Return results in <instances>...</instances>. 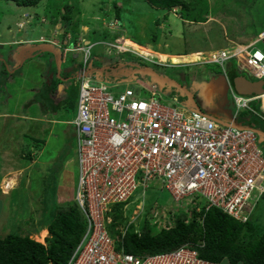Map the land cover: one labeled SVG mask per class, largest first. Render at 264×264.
Here are the masks:
<instances>
[{"label":"built area","instance_id":"obj_1","mask_svg":"<svg viewBox=\"0 0 264 264\" xmlns=\"http://www.w3.org/2000/svg\"><path fill=\"white\" fill-rule=\"evenodd\" d=\"M263 37L264 33L257 39ZM258 40L211 52L201 60L224 69L232 61L237 72L264 80V52L255 47ZM90 48L79 44L73 50L81 52L85 62ZM82 77L70 124L79 168L74 200L87 224L66 264H215L201 259L188 243L169 252L134 255L124 251L123 239L130 230L139 234L144 219L159 231L174 228L179 208L187 222L198 198L205 201V210L214 206L246 221L264 198V153L257 134L218 124L184 105L164 104L155 86L144 82L114 93L107 85ZM143 89L147 97L141 96ZM227 91L235 108L232 121L242 112L264 122V91L243 95L230 83ZM152 181L170 193L172 205L145 212L144 191ZM138 189L142 201L127 214ZM117 204L124 210L122 222L113 216ZM111 224L114 235L109 233Z\"/></svg>","mask_w":264,"mask_h":264},{"label":"rangeland","instance_id":"obj_2","mask_svg":"<svg viewBox=\"0 0 264 264\" xmlns=\"http://www.w3.org/2000/svg\"><path fill=\"white\" fill-rule=\"evenodd\" d=\"M71 1L42 0L35 9V18L32 14L29 17L20 14L18 18L16 5L12 2L0 0V41L2 42L0 43V55L7 56L6 65L0 62V178L5 176L6 172H10L9 174L11 175L7 176V178H13L16 184L18 182L14 187L12 180L8 181L9 185H5L6 187H3L2 184L5 179L0 182L2 192H7L8 196H11V199L7 197L2 203L0 202V206L3 204L6 208L2 212L6 216L0 220V231L6 228L7 231L9 230L13 234L29 233L33 240L41 243H45V236L48 234L46 223L54 213L56 206L76 205L74 193L78 182L79 168L74 128L70 122L76 114L80 82L78 78L73 76L74 71L72 68L83 64L84 56L82 53L71 51L67 53V60L64 61L65 64L61 68L62 70L56 75V78L59 77L61 84L51 90L53 92L50 96L51 98L45 102L48 108L53 106L51 104L60 103L57 107V112L62 115L60 118L62 119L61 123H45L42 121L37 128L35 126L36 122L29 119L37 115L34 103L29 104L25 112L22 113L23 103L25 102H17V100H19L18 98L26 100L31 98L33 93L40 94L43 92V80L41 77L45 68H42V65H45L44 63H46V58L49 55L42 51L40 54L31 57L20 66L21 70L18 76L11 78L10 74H6V71H13L19 67V65L16 66V63L20 62L22 56L20 55V58L17 59L14 54L9 55V52L14 50V46L11 47L8 43L16 38L14 32L17 29L16 22L18 19L23 20L24 24H29L28 22L33 19L32 25L29 26L37 32L42 26L48 25V23H42L41 21L44 15V6L56 3L53 14L57 18L58 13L62 12L60 11V9H63L62 6L66 3H71ZM74 1L73 5L76 6L77 0ZM132 2L133 0H126L123 4L131 6ZM184 2L186 7L184 9L178 7L176 13L165 11L171 24L169 30H167V25H165L166 28L163 27L166 29L165 32L161 33L163 35L158 32L161 30L159 28L160 23L159 25L151 24L150 30H154L151 36L154 35L153 38H159L164 44L166 41L168 47L166 48V46L159 44L154 51L146 48L144 50H148L147 52L140 50V52L147 53V56H143L145 58L148 57L150 62L139 57L137 53L139 49L129 45L126 46L133 49H128V52L120 54L121 50L125 48V42L120 43L125 33L118 31L119 35L117 36L108 29L112 23L109 19L112 18L108 16L106 8H100L101 5L96 0L83 2L84 5L80 10V16L74 13L75 21L72 25L76 28L77 24L86 23L91 24L95 29L94 33L89 32L87 35L90 39V44L93 45L87 56V67L101 66L104 61H111L113 64L120 63L121 65L138 62L160 70L163 69L162 65H164L166 71L171 73H186L189 76V89L193 93L194 101L202 113L219 122L229 123L235 110L231 96L227 94L216 97L215 93H212L210 95L211 98L209 97L211 100L209 99L208 103H206L202 95L206 91L204 86L192 85V83L197 80L195 74L201 70H206V73L210 76L216 71L219 76H224L226 73V68L224 69L218 63L202 62L201 59L207 58V54L210 51L229 49L237 44H248L258 40L256 37L264 27V0H184ZM115 4L119 5V2L116 1ZM103 5L111 6L110 3ZM135 5L136 3L133 4L129 12H132L131 17L121 18L119 14L118 22L122 19L123 23V26L117 25L119 29H123L126 26L133 31L132 25H134L138 33L142 28L145 31L144 25L149 27L150 22L144 24L137 12H133ZM98 6L99 8H97ZM145 8V6H141L138 12H141V15H145ZM123 9L127 11V8ZM177 14H184L185 20L180 19ZM192 18L195 21L188 20ZM128 20L130 22L133 21L132 24L124 25ZM204 20L206 23H203ZM62 24V22L61 24L59 23L60 26ZM74 26L71 27L74 28ZM19 38L24 39L25 35H20ZM158 40L153 42L156 43ZM20 42H22V45L26 44L25 41ZM110 42H112V45H107ZM138 42L142 43L141 40ZM74 44L72 42L70 47L67 46V49L74 48ZM106 45L110 54L105 49ZM255 47L264 51V41L258 40L255 43ZM162 51L176 53V56L165 57L161 54ZM194 51L200 52V55ZM152 54L153 56L149 57ZM65 59L63 57V60ZM183 62H187L184 64L185 66L182 65ZM191 62H194V64ZM228 63H232V61ZM54 66L56 67V65ZM230 66L232 67L233 65L230 64ZM68 67L72 71L66 73L65 70ZM124 68L126 69V67ZM242 73L238 71L235 72V75ZM65 74L67 75L66 77H64ZM141 77L151 82V77L145 75H141ZM64 78L67 79L61 82ZM117 79V77L109 73L104 80L98 81L101 84L111 85L116 83ZM4 82L5 86H3ZM17 86H21V88L26 86V90H19L16 93ZM123 87L124 84H121L109 88V90L117 91ZM172 88L175 90V87L172 86ZM157 92L161 94V102L164 104L183 105L186 101L182 94L174 93L172 96L166 94L162 91L160 85ZM20 94L21 97H18ZM141 96L147 97L148 92L143 89ZM37 97L39 100H43L40 96ZM203 102L206 105L203 106ZM256 104H259V102L257 101ZM241 115H246V118L249 119L247 123L264 132V123H260L261 121L258 118L256 119L247 113L242 114V112L239 117ZM22 116L25 118L22 119ZM17 117H20L21 122H16ZM24 133L27 135H22ZM33 134L37 136L38 144L31 137ZM259 146L264 153V140L259 143ZM18 177L19 181L17 180ZM11 187H13V190ZM161 188L158 181H152L148 184L143 198L145 212H148V209L153 206L158 207L157 210H159L161 207L168 208L172 205L170 193ZM16 189L18 190L16 191ZM12 191H15L14 194H12ZM139 201H142L141 189H138L133 196L128 211L130 215L134 209V204ZM8 204H11L10 207H7ZM252 217L255 231L264 230V200L258 204ZM1 236L3 235L0 233V238Z\"/></svg>","mask_w":264,"mask_h":264},{"label":"trees","instance_id":"obj_3","mask_svg":"<svg viewBox=\"0 0 264 264\" xmlns=\"http://www.w3.org/2000/svg\"><path fill=\"white\" fill-rule=\"evenodd\" d=\"M5 1L13 2L17 6L31 7L36 6L42 0ZM148 1L156 7L169 11L173 8L179 7L184 9L186 7L184 0ZM65 9L67 11L62 14L61 18L64 23H67L70 19L67 12L71 9V6L66 5ZM180 16L184 17V14H181ZM188 20L195 21L194 18ZM263 33L264 27L258 33L256 38ZM261 41H264V37ZM36 54H40V51L35 52L31 57ZM46 54L49 55V58H46V61L53 58L50 53L46 52ZM3 57H6V55H3ZM28 59H26L25 62ZM1 63L6 65V60H3ZM24 63L21 65L19 64V67L15 69L13 68V71L7 70L6 74H10L11 78L18 76L21 70L20 66ZM53 63L54 62H52V65L50 66L49 64L45 65V71L42 73L43 92L40 94L34 93L31 98H28L25 103H23L24 106L22 107V113L25 112L29 104L34 103L35 111H37L38 114L40 113L41 116L46 115L47 117L56 119V123H61L62 119L60 118L62 115L57 112V107L60 103L55 105L51 104L53 106L49 108L45 103L46 100L49 101V98H51L50 96L53 93L51 90L61 84L58 79L59 77L57 76L58 78H56L57 67L54 66L56 63H54V65ZM232 70L234 72L235 67H232ZM232 74L233 75L230 76L231 79L235 76V72ZM153 84L157 90L159 86L156 83ZM3 86H5V82L3 83ZM170 88L164 87L162 88V91L164 92ZM37 96H40L43 100H39ZM253 117L257 119L256 116ZM24 121L26 122V120ZM16 122H21V119L19 120V117H17ZM260 123L264 122L261 121ZM22 135L27 134L24 133ZM33 140L35 143H39V140H36V138H33ZM161 189L165 190L164 188ZM263 200L264 198L259 200L255 205L251 216L246 221L242 222L214 206L205 210V201L198 198L194 200V206L191 209L192 217L185 222L188 218L187 214L183 212L182 208L177 209L175 226L169 230L159 231L155 227L149 226L148 222L144 219L139 234L132 230L125 234L123 239L124 251L134 255L157 254L172 251L181 245L188 243L191 244L192 248L197 250L198 256L201 259L211 263L219 264L221 261L226 260L229 264H264V230H261L260 232L255 231L254 225L252 224L254 211L258 204ZM121 206L124 207V204ZM198 207H200L199 212L195 209ZM129 208L130 207L128 206L126 210L127 214ZM113 209L115 220L122 219L121 222L125 220L122 218V212L120 211L124 210L122 208L120 209V205H114ZM202 215L203 223L200 224L198 220ZM86 224V218L77 204L57 205L54 213L46 223L48 234L45 236L46 238L44 237L45 243L33 240L29 233L13 234L10 232L5 237L0 238V264H66L84 235ZM114 225L115 224L108 225L110 235L116 233L113 229Z\"/></svg>","mask_w":264,"mask_h":264},{"label":"crops","instance_id":"obj_4","mask_svg":"<svg viewBox=\"0 0 264 264\" xmlns=\"http://www.w3.org/2000/svg\"><path fill=\"white\" fill-rule=\"evenodd\" d=\"M84 1L92 2L94 0H77L76 1V6L73 5V2H75V1L72 0L71 3H66L65 5L62 6L63 9H60V11H62V12L58 13L57 18L54 17V14H53V11L55 9L56 3L44 6V8H43L44 15L41 18V21H42V23H45V22L48 23V25L42 26V28L40 30H38L37 32L35 31V29H31V27L29 26V25H32L33 19L31 20V22H28L29 24H24L23 20L18 19L17 22H16L17 23V29L14 32L16 38L12 39V41L10 43H8L9 46H11V47L14 46V50L9 52L10 55L14 54L15 58L19 59L20 55L22 56V55L26 54V52H23V54L21 52L20 55L19 54L16 55V52H17V50L21 51L22 49H24L26 45H28L30 43H32V45H34V44L37 45V44H40L43 41H48L49 43L52 42L54 44L53 48H54L56 53L53 54V53L47 52V53H50L53 58L49 59V61H46L47 63H44V64L45 65L49 64V66L52 65V62H55L56 55L59 52V55H60L59 59H62L61 60V64H60V70H59V71H61L62 70L61 68L65 64L64 61L67 60V56H68L67 53L69 52V51H67L64 54V52L61 50V47H63V46L70 47V44L72 42L75 43L74 45H76L78 43L87 44L88 42H90V39L87 37L88 33L89 32H92V33L95 32V29L93 28V26L91 24H86V23H82L80 25L77 24L76 28H75L74 25H72L73 22L75 21L74 20V16H75L74 13H76L78 16H80V10H81L82 6L84 5L83 4ZM96 1L98 3H100V5H101L100 8H106L108 16L112 18V19H109V21H111L112 23L110 24V28H108V29L111 30L113 32V34L117 35V36L119 35L118 31L121 32V33L123 32L125 34H128V35L123 34L124 36L121 38L120 42H122V43L125 42L126 44H128V45H130V46H132L134 48L139 49L138 50L139 52L136 50L138 54L147 56V53L140 52V50H143V49L146 48V49H149V50L151 49V50L154 51L155 48L159 44L166 46V48L168 47L166 41H165V44H164V42H162L159 38H153L154 35L151 36V34L154 33L153 32L154 30H150V26H151V24H153V25H157L158 24L159 25V23H160V27L159 28L161 30L158 31L160 34L166 31V29H165L166 27H168L167 30H169L171 23H170V21L167 18V12L176 13L177 12V8H173L171 11H169V10H166V9H163V8L156 7V6L152 5L148 0H133L131 6H126V5L123 4V2H125L126 0H103L104 2L103 1H99V0H96ZM116 1L119 2V5L115 4ZM106 3H110L111 6H106V5L104 6L103 4H106ZM134 3H136V5H135V9L133 10V12L134 11L137 12L138 16H140L142 18L141 20H142V22L144 24H147V23L150 22L149 27H146L144 25L145 31H143V28H142L141 30L138 31V33H137V30L134 27V25H132L133 31L131 29H128L126 26H124L123 29H119V27L117 26V25L123 26L122 19H121L120 22H118L119 21V19H118L119 14H120L121 18L131 17L132 12L131 13H129V12H130L131 8L133 7ZM61 4H64V3H61ZM38 5L39 4H37L36 6H31V7H24V6H17L16 5V7H17V12H16L17 17L19 18L20 14L22 16H26V17L28 16L29 17L32 14V15H34V18H35L36 17L35 16L36 15L35 9L38 7ZM66 5L71 6V9L68 10V12H67V14L70 17V19L68 20L67 23H64L62 18H61V16H62L63 13H65L67 11L65 9ZM141 6H145L146 7L144 9L145 15H143V14L141 15V12H138V10L140 9ZM97 8H99V6ZM123 8H127V11H125V9H123ZM21 10H22V13H21ZM165 11H167V12H165ZM178 13H179V11H178ZM177 16L180 19H184V17L180 16V14H177ZM59 18H60V20H59ZM61 22L63 23L61 25L62 27L59 25V23L61 24ZM132 22L133 21L130 22L128 20V21H126L124 23V25H128V23L132 24ZM203 23H206V21L204 20ZM165 25H167V26L165 27ZM26 26H28V27H26ZM71 26H74V28H72ZM163 27H165V28H163ZM23 31H25V32H23ZM20 35H25V38L24 39H20L19 38ZM46 35H48V36H46ZM161 35H163V34H161ZM139 40L142 41L141 44H140V42H138ZM156 40H158L156 43L153 42V41H156ZM20 41H25L26 44L23 43L24 45H22V42H20ZM0 43H2V42L0 41ZM110 43H112V42H110ZM16 46H18V47L15 48ZM14 51H16V52L14 53ZM143 51L147 52L148 50H143ZM41 52L42 51H40V53ZM194 52H198V51H194ZM184 53H186V52H184ZM161 54H163V56H165V57L176 56V53H168L166 51H162ZM152 56H153V54L149 55V57H152ZM63 57L66 58V59L63 60ZM48 58L49 57H47V59ZM52 60H54V61H52ZM45 65H42V68H45ZM78 68H80V64H79V66H76V67H74L72 69H73L74 72H76ZM70 71H72V70L69 67L65 70L66 73L70 72ZM64 76L66 77V75H64ZM142 79H144V78H142ZM152 85L155 86L153 83H152ZM19 90H26V86H22V88H21V86L20 87L17 86L15 92L17 93ZM18 97H21V94ZM18 99L19 100H17V102H22V103L27 100V99L24 100V99H21V98H18ZM23 118H25V117L22 116V119ZM44 118H46V119H44ZM29 119L33 120L34 122H36L35 123L36 127L39 125V123H42V121H44L45 123H47V120H48L49 123H50V121L57 122L56 119L52 118L53 119L52 120V119H50V117H47L46 115H42L41 116L40 113L39 114L37 113L36 116L30 117ZM36 120L39 121V122L37 123ZM31 136H32V138H36L37 137L34 134L31 135ZM9 173L10 172H8V173L6 172L5 173L6 175L2 176L0 178V182L3 181V179H5L4 182H2V184H3V186L4 185L7 186V185H9L8 181L12 180L13 181L12 185L14 187L15 185L18 184V182L16 184L15 183L16 181L13 178H11V179L7 178V176L11 175ZM17 180L19 181V177H18ZM1 189L2 188L0 187V202L2 203L4 201V199H6L7 197H9L11 199V196H8L7 192H2ZM11 189H8V190H11ZM18 189H16V191ZM14 192L15 191H12V194H14ZM10 203H11V201H10ZM10 205L11 204H8L7 207H10ZM5 209L6 208L4 207V205L1 204V206H0V220H1L2 217L6 216V214L2 213L3 211H5ZM8 231H7L6 228L3 231H0V233L3 235V236H1V238L5 237L8 233H10V231L9 232ZM219 264H229V263L226 260H223Z\"/></svg>","mask_w":264,"mask_h":264},{"label":"water","instance_id":"obj_5","mask_svg":"<svg viewBox=\"0 0 264 264\" xmlns=\"http://www.w3.org/2000/svg\"><path fill=\"white\" fill-rule=\"evenodd\" d=\"M39 51L50 52V53H53V54L56 53L54 48H53V46L51 44H37V45L28 44L21 51H17L19 53L22 52V54H23V52H26V54L22 55L23 57L21 58L19 63H16V66L19 65V64L21 65L22 63L25 62L26 59L31 57L32 54H34L35 52H39ZM59 57H60V55H59V52H58L57 55H56V60H55L56 67H57V69H56L57 70V75H58L59 70H60ZM0 60H1V62H3V60H7V56L3 57L1 55L0 56ZM120 67H126V70H130L129 74L132 77L134 75H137V76L138 75L139 76H141V75L149 76V77H151V82L157 83L162 88L166 87V85H164V84H165V82L169 81L170 84L176 86L182 92L185 93V95H186L185 105L191 107L193 110H195L197 112L202 113L201 109H199V106H197V104L195 103L194 99L192 98V94L190 93V91H188L183 86L181 87L178 83L174 82L173 80L171 81V80H169V78H165L161 74H159L156 71H154L152 68L147 67V66H140L139 64H132V63H125V64L121 65ZM100 69H102V68H100ZM65 80L66 79H63L62 81H65ZM232 83H233L234 89L237 91V93H240V94H243V95L256 96V95H259V94L263 93V91H264V89H263L264 81L263 80H257V81L252 82V81L248 80L247 78H245L244 76L239 75V76H236L232 80ZM193 84H194V82L192 83V85ZM197 84H195V85H197ZM220 85H222L223 89L219 88ZM199 86H204L206 92L209 95H212V93H215V95H216V93H218L219 95H225V93L227 91L226 79H225V77L223 75H220L218 77L217 76H212L209 80L203 81L202 83H199ZM232 122L233 123H230V124L233 127H235V128H238V129H250L254 133H256L257 136H258V143H260L261 141L264 140V132L260 131L258 128H254L252 126H242L240 123H236L234 121H232ZM222 124L227 125V123H222Z\"/></svg>","mask_w":264,"mask_h":264},{"label":"flooded vegetation","instance_id":"obj_6","mask_svg":"<svg viewBox=\"0 0 264 264\" xmlns=\"http://www.w3.org/2000/svg\"><path fill=\"white\" fill-rule=\"evenodd\" d=\"M17 51H19V50H17ZM16 51H14V53H15ZM20 55V53L19 52H16V55ZM125 63V62H124ZM130 63H132V64H139L140 66H144L145 64H143V63H138V62H130ZM120 63H116V64H113L111 61H104L103 62V64L100 66V65H98V66H96V67H93V66H90V67H87L86 66V72L88 73V75H90L91 77L93 76L94 78H95V80H104V78L106 77V75L107 74H112L114 77H117L118 79L116 80V83H114V84H117V85H119V84H123V83H125V82H128V81H130V80H132L131 78H132V76L129 74V72L127 73L126 72V70H125V68H123V67H120ZM146 66H148V65H146ZM109 67V68H108ZM100 68H102V69H100ZM108 68V69H107ZM150 68H152V67H150ZM162 70H160V69H155V68H152L154 71H156L157 73H159V74H161L162 76H164L165 78H169V80H173L174 82H176V83H178L181 87L183 86L184 88H186L188 91H190V93H191V90L189 89V76H187V74L185 73V74H179V73H174V72H168V71H166V67L163 65L162 66ZM227 81L230 83V82H232V80L237 76V75H235L232 79H231V75H233L232 73H234V72H236V71H234L233 72V70H232V67L230 66V64L227 66ZM213 74V73H212ZM73 75H77L76 73H74ZM193 75V74H192ZM214 75H216L217 77L219 76V74H218V72L216 71L213 75H209V74H207L206 73V70L205 71H203V70H201V71H199L198 73H196L195 74V76H196V79L197 80H195L194 81V84L193 85H195V84H197V85H199V83H202L203 81H207V80H209V78L210 77H212V76H214ZM65 79V78H64ZM201 79V80H200ZM137 80V79H136ZM231 80V81H230ZM164 85H166V88H170V89H168V90H166V91H164L166 94H169V95H173L174 93H178L179 95L180 94H182L185 98H186V95H185V93L184 92H182L179 88H177L176 86H174V85H172V84H170L169 83V81H167V82H165V84ZM172 86L173 87H175V90H173V88H172ZM219 88L220 89H223V87H222V85H220L219 86ZM175 91V92H174ZM177 94V95H178ZM192 94V98L194 99V96H193V93H191ZM228 94V92L226 91V93H225V95H227ZM178 95V96H179ZM202 95H203V98L206 100V103H208L207 101H209V99L211 98V96L205 91V92H203L202 93ZM220 97L221 95H219L218 93H216V97ZM210 97V98H209ZM211 100V99H210ZM206 103L205 102H203L202 103V105L204 106V105H206ZM226 116H227V114H226ZM238 119V118H237ZM248 121H249V119H247ZM237 122H239V123H242V124H245V123H247L246 122V120L245 121H243L242 119H240L239 118V120H236ZM249 124V123H248ZM251 125V124H250ZM257 128V127H256Z\"/></svg>","mask_w":264,"mask_h":264},{"label":"clouds","instance_id":"obj_7","mask_svg":"<svg viewBox=\"0 0 264 264\" xmlns=\"http://www.w3.org/2000/svg\"><path fill=\"white\" fill-rule=\"evenodd\" d=\"M120 43H122V42H120ZM40 44H51L53 47H54V44L51 42V43H49L48 41H43V42H41ZM80 43H78V44H76V45H79ZM34 45H36V44H34ZM76 45H75V47H76ZM86 45H89V46H91V48L93 47V45L92 44H90V42H88ZM107 45H112V43H110V44H107ZM106 45V47H105V49H106V51L110 54V51H109V49L107 48L108 46ZM74 47V48H75ZM117 47H119V46H117ZM74 48H71V49H67V47L66 46H63V47H61V50L64 52V54L67 52V51H71V52H76V53H81V52H79V51H76V50H73ZM91 48H90V50H91ZM64 49H66L65 51H64ZM124 49H126L125 51H121V53L120 54H122V53H125V52H128L129 50L128 49H132V48H124ZM215 51H219V50H214V51H210L209 53H211V52H215ZM262 51V50H261ZM264 52V51H263ZM208 53V54H209ZM207 54V55H208ZM198 55H200V52H198ZM112 56V55H111ZM145 56V55H144ZM143 55H140L139 54V57H141L142 59H144V60H146V61H149L150 62V59L148 58V57H144ZM199 57V56H198ZM61 60L62 59H59V63L61 64ZM158 61H160L159 59H158ZM88 62V60H87V58H86V61L84 62L83 61V64H81V66H80V68H78L77 69V71L76 72H74V73H76L77 75H73L74 77H76V78H78L79 79V81H80V83H81V77L83 76V77H85V78H88V79H90L91 81H93L94 83H100L98 80H95L93 77H91L90 75H88V73L86 72V63ZM229 62V61H228ZM192 64H194V62H191ZM211 64H213V63H211ZM229 64H231V65H233L232 67H235V65H234V63L232 62V63H227L226 64V76L224 75V77H225V79H226V87H227V90H228V81H227V66L229 65ZM121 66V65H120ZM144 66H146V65H144ZM163 66V65H162ZM183 66H185V65H183ZM147 67H149V66H147ZM124 68V67H123ZM126 70V69H125ZM235 71H236V68H235ZM126 72L128 73L129 72V70H126ZM237 72V71H236ZM239 75H241V76H244L245 78H247L248 80H250V81H252V82H254V81H257V80H261V79H254V78H250L246 73H242V74H238L237 76H239ZM82 77V78H83ZM211 78V77H210ZM209 78V79H210ZM132 80H130V81H128V82H125V83H123L124 84V87L121 89V90H117V91H112V92H114V93H118V92H120V91H122L123 89H125L126 87L128 88V87H136V86H138V83H141V82H144V83H147L148 85H150V86H153L152 85V83L153 82H148L147 80H145V79H142L141 78V76H137V75H134L132 78H131ZM137 79V80H136ZM144 80V81H143ZM231 81V80H230ZM264 81V80H263ZM157 84V83H156ZM230 84L233 86V83L232 82H230ZM105 85H107V84H105ZM119 85H121V84H119ZM158 85V84H157ZM108 86V89L109 88H112V87H116L117 86V84H111V85H107ZM159 86V85H158ZM233 88H234V86H233ZM263 89H264V85H263ZM79 90H80V87H79ZM236 91V90H235ZM228 92V91H227ZM237 92V91H236ZM240 94V93H239ZM161 95V94H160ZM161 99H162V97H161ZM186 102V101H185ZM184 106H186V107H189V106H187V105H185V103L183 104ZM256 107H258V105L256 104ZM190 109H192L191 107H189ZM197 112V111H196ZM200 113V112H199ZM201 114H203V113H201ZM206 115V114H205ZM207 116V115H206ZM209 117V116H208ZM211 120H213L214 122H216V123H218V124H222L221 122H218L217 120H215V119H212L211 117H209ZM240 118V117H239ZM44 119H46V118H44ZM50 119H52V118H50ZM232 119V118H231ZM240 119H242L243 120V118H240ZM53 120V119H52ZM237 120V119H236ZM246 120V122L248 121L247 119H244L243 121H245ZM47 122H48V120H47ZM236 123H239V122H237V121H235ZM50 123H56V122H54V121H50ZM230 123H233L232 121L231 122H229V123H227V125H231ZM242 126H252V127H254V128H256L255 126H253V125H250V124H248V123H245V124H242V123H240ZM223 125H225V124H223ZM258 137V136H257Z\"/></svg>","mask_w":264,"mask_h":264},{"label":"bare ground","instance_id":"obj_8","mask_svg":"<svg viewBox=\"0 0 264 264\" xmlns=\"http://www.w3.org/2000/svg\"><path fill=\"white\" fill-rule=\"evenodd\" d=\"M126 45H128V44L125 43V44H124V47H125V48H128V46H126ZM129 46H130V45H129ZM135 47H136V46H135ZM143 50H144V49H143ZM3 187H6V186L4 185ZM11 188H12V187H11Z\"/></svg>","mask_w":264,"mask_h":264}]
</instances>
